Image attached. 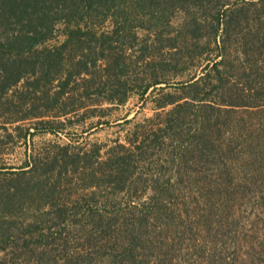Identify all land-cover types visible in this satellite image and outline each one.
Masks as SVG:
<instances>
[{
  "label": "rangeland",
  "instance_id": "374dc122",
  "mask_svg": "<svg viewBox=\"0 0 264 264\" xmlns=\"http://www.w3.org/2000/svg\"><path fill=\"white\" fill-rule=\"evenodd\" d=\"M225 2L203 0L172 18L173 35L191 17L218 14L222 28L227 19L221 76L212 70L192 85L215 58L214 44L192 59L166 47L130 68L125 102L109 101V86L78 83L90 96L76 97L84 107L63 120L72 121L65 132L20 141L1 134L5 163L33 154L39 164L13 181L31 188L13 213L0 209V223L23 246L29 235L20 231L40 221L49 252L43 242L31 245L35 254L9 248L0 264H264V0ZM203 31L200 44L212 33ZM143 39L128 48L129 63ZM151 74L168 83L142 95ZM66 143L76 154L68 162L58 148ZM58 208L72 223L57 218Z\"/></svg>",
  "mask_w": 264,
  "mask_h": 264
},
{
  "label": "trees",
  "instance_id": "16d2710c",
  "mask_svg": "<svg viewBox=\"0 0 264 264\" xmlns=\"http://www.w3.org/2000/svg\"><path fill=\"white\" fill-rule=\"evenodd\" d=\"M202 1L0 0V138L1 134H6L13 141L16 138L20 141L39 131L65 132L66 123L72 121L70 118L67 122L63 120L84 107L77 104L76 97L90 96L87 88L84 93L76 91L74 86L78 83L82 86H109L113 90L108 100L125 102L130 68L133 65L137 67V63L140 65L147 54L153 56L155 62V57L166 47H176V51H181L180 55L192 59L196 55L202 56L214 44L213 50L218 51L215 58L208 60L203 67L205 74L192 85L204 81L212 70L221 76L220 66L225 62L222 56L229 25L227 19L222 28L218 14L211 15L209 22L191 17L180 23L182 31L177 30L174 35L172 32L173 14L178 10L190 11L196 5L201 7ZM217 2L226 5L225 0ZM204 29L207 32L210 29L212 33L209 39L206 37L204 40L205 44H200L197 39L202 40ZM185 30L189 35L182 39L180 35ZM143 37L146 42L142 44L141 55L129 63L131 52L128 48L135 49L136 41H142ZM219 57L222 58L217 60ZM143 78L149 81L143 85L142 95L153 86L168 83L154 74ZM140 79L138 82L144 83V79ZM115 92L120 94L117 99ZM166 103L171 101L163 104ZM51 116L65 117L55 121L49 119ZM26 120H33L34 127L25 126ZM107 122L99 119L97 126ZM73 146L71 143L58 145L65 162L76 155L70 152ZM3 155L0 149V158ZM122 160L125 162L126 157ZM35 162L33 154L26 155L19 166L9 165L0 159V209L3 213H13L22 202L20 199L29 192L31 185L14 186L13 181L31 174L39 164ZM56 216L62 222H69L68 225L73 221V216L69 220L64 209L58 208ZM38 223L20 231L23 236L29 235L23 246L16 244L17 238L8 232L3 222L0 223V253L11 248L16 253L35 254L36 246H31L34 242H43L44 252H49V246L41 237L43 227ZM34 228H39L40 232L36 233ZM48 230L53 240L61 239V230ZM33 235L36 240L32 239ZM60 245L64 248L67 244Z\"/></svg>",
  "mask_w": 264,
  "mask_h": 264
}]
</instances>
